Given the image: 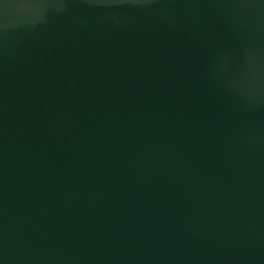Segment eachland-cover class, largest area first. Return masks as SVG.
<instances>
[{
    "label": "water",
    "instance_id": "water-1",
    "mask_svg": "<svg viewBox=\"0 0 264 264\" xmlns=\"http://www.w3.org/2000/svg\"><path fill=\"white\" fill-rule=\"evenodd\" d=\"M0 264H264V0H0Z\"/></svg>",
    "mask_w": 264,
    "mask_h": 264
}]
</instances>
